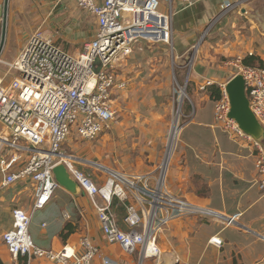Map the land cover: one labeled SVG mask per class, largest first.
<instances>
[{
	"label": "crops",
	"instance_id": "0c3cea01",
	"mask_svg": "<svg viewBox=\"0 0 264 264\" xmlns=\"http://www.w3.org/2000/svg\"><path fill=\"white\" fill-rule=\"evenodd\" d=\"M194 1L191 6H184L181 1L177 4L173 14V43L177 55L170 56L182 59L198 49L195 67L190 73L191 84L195 85L192 91L195 107L185 110L184 116L188 119L182 126L175 154L179 131L172 155L166 164V154L161 170L166 178L172 159L166 184L169 192L209 212L177 216L162 230L157 229L156 255L158 259L163 258L164 264H264V192L255 182L259 148L254 142L241 139L218 125L210 88H199L206 79H211L213 86L219 88L227 84L236 74L233 75L231 64L234 58L244 60L254 55L264 60V0H229L238 3L221 17L222 5L228 0ZM38 28L45 30L65 51L79 54L95 37L98 24L94 16L71 0H10L0 57L12 62ZM146 47L157 55L141 56L137 50L128 57L127 66L124 60L117 62V82H128L127 88L116 90L119 101L120 93L125 94L128 89L127 95L123 94L126 118L134 117L135 104L139 102L142 116L148 113V102L155 104L152 120L158 116L156 110H160V104L175 105L169 89L172 66L167 49L163 44ZM158 76L161 81L166 80L162 83L163 89L151 87L156 84L152 78ZM129 78L135 80L134 87ZM128 122H116L96 141L83 140L72 131L62 144L61 152L73 159L99 186L114 171L125 174L126 179H137L138 185L143 187L145 182L140 176L152 172L146 147L141 151L137 150V145L149 144L151 137L158 135L157 124ZM2 130L0 123V134ZM261 143L264 147V138ZM1 154L0 151V157ZM125 163L128 169L122 172L126 170ZM3 179L0 170V184ZM135 192H130L127 199L117 196L113 199V210L125 230L129 228L124 221L129 204L148 209V198ZM34 199V186L29 178L0 190V257L6 264H58L43 257H33L30 261L25 256L14 259L4 243L3 234L13 226L12 210L21 207L31 212ZM30 231L37 246L54 251L71 245L80 253L82 240L88 237L99 248L93 264H102L104 257L110 258L112 264H139L141 258L139 252L138 261L137 253L127 254L119 244L107 241L97 211L83 189L73 194L64 187L58 188L51 201L33 213ZM215 238L222 239L220 246L214 243ZM148 255L145 259L153 264L156 259L150 261Z\"/></svg>",
	"mask_w": 264,
	"mask_h": 264
},
{
	"label": "built area",
	"instance_id": "2783aa9c",
	"mask_svg": "<svg viewBox=\"0 0 264 264\" xmlns=\"http://www.w3.org/2000/svg\"><path fill=\"white\" fill-rule=\"evenodd\" d=\"M71 1L94 16L98 24L95 37L84 45L81 53L65 51L45 30L38 28L27 38L12 62L0 57V63L8 66V71L0 73V123L9 132L8 135L0 134V170L4 175L0 190L29 178L35 196L31 212L21 207L13 209V226L3 234V240L14 259L26 256L29 261L33 257H43L58 264L94 263L99 248L88 237L82 240L83 251L80 253L71 245H65L59 251L44 249L32 239L33 213L44 208L60 188L53 170L59 163H64L81 189L90 196L107 241L119 244L127 254L139 252L140 260L143 258L144 261L157 229L177 216L208 213L209 210L169 192L162 171L159 178H154V188L150 187L151 179L147 175L140 176L145 182L140 187L137 179H126L117 172L99 186L76 166L73 159L64 155L61 148L72 131L83 140H95L112 128L118 117L114 103L116 90L128 85L125 80L117 82V62L132 54L139 43L173 44L174 0H166L170 3L169 13L161 10L162 0ZM180 1L184 6L195 2ZM237 3L226 1L220 17L234 9ZM98 59L102 67L96 70ZM232 63L237 74L243 75L251 109L264 127V67L245 64L241 57ZM12 70L15 74H11ZM213 85L211 79H206L202 88ZM220 90V98L215 100L214 107L216 123L227 132L254 142L259 148L255 182L264 192L263 144L230 118L231 101L226 84L221 85ZM134 191L148 198L151 211L156 215L150 223L147 219L150 209L129 204L124 218L129 228L125 230L119 224L112 203L115 196L127 199ZM158 191L163 192L161 197H157ZM214 243L220 246L222 239L215 238ZM112 263L108 257L102 259V264Z\"/></svg>",
	"mask_w": 264,
	"mask_h": 264
},
{
	"label": "rangeland",
	"instance_id": "374dc122",
	"mask_svg": "<svg viewBox=\"0 0 264 264\" xmlns=\"http://www.w3.org/2000/svg\"><path fill=\"white\" fill-rule=\"evenodd\" d=\"M6 0H0L1 3V8L3 7V5L5 4ZM180 2V0H174L173 2V11L176 10L177 4ZM181 3V2H180ZM10 4V0L8 1V7ZM161 10L165 11V12H170V3L169 1L166 0H162L161 1ZM210 26L212 25L211 23L209 24ZM210 30V29H209ZM208 30V31H209ZM207 31V32H208ZM139 43L138 45H136L137 47L135 48L136 52L137 50L139 51V54L141 56L145 55V56H151L154 57L157 55V53H154L155 51L153 49H148L146 46L149 45V43ZM159 44H163V46H165V48L167 49V53H168V61L170 62L171 66H172V72H171V67L169 66L170 72L171 74L169 75V79L172 81V83L169 86L170 92L172 94V96L175 98V102H174V106H168V104L165 102L166 106H162V104H160L158 106L159 109L156 110V114H158L157 117H154L153 120L151 118V112L152 109H154L153 105H155L153 102H148V108L146 110V112L149 113H144V116H142L141 113V108H140V104L141 102H139V104H135V109L134 110V117L131 119L129 116L126 118V105L124 103V95H127V90L124 92L120 93V96L123 95L121 98L119 96V101L116 100L118 98V96H115L114 99V103L116 104V107L118 109V117H117V121H119V124H122V122H127L129 120L128 123H134L136 125H147V126H152L150 123H154L156 122L157 127L156 130H158V135L156 134L154 136V138L151 137V140L148 143L145 144H141V145H137L138 149L137 150H141L142 151V147H146L145 152L147 153L148 156V163L150 166V170H151V174H147V176L151 179L150 180V187L154 188V178L157 177L159 178L161 175V168H162V162L164 161V158L167 154V148H168V143L169 141H171L172 139V148L170 150V154L169 157L167 158L166 156V164L167 161H169L168 159L171 157L173 149H174V145L177 139V131H179V138L174 150V154L180 139V134H181V129L182 126L184 125V123L187 121L188 117L184 116L185 110H191L192 108L195 107V100L193 99V90L195 89V85L191 84V80H190V73L191 71H193L195 64H196V55L198 54V49H194L192 50L189 54H186L185 58L182 59H178L175 57H171L170 54H176V50H175V46L174 43L171 44H167V43H159ZM165 44V45H164ZM156 45V44H155ZM134 52L132 54H134ZM132 54H130L129 56H127V58L124 59L123 63L124 66H127L130 62H129V58L130 56H132ZM177 55V54H176ZM238 58V57H237ZM237 58H234L233 60H231V62H234ZM1 59H3V57H1ZM5 60V59H3ZM180 60H182V62H180ZM233 68V75L234 73H238V70L236 68V66L231 63ZM96 66L95 69L97 70L99 67H102V63L101 61L98 59L96 61ZM6 71H8V66L4 65L3 63H0V73L3 74ZM11 74H15V71H11ZM129 75V73H127ZM126 74V75H127ZM130 76V75H129ZM128 76V77H129ZM152 76V75H151ZM131 77V76H130ZM233 77V76H232ZM130 80V83H132V87H134L135 83H134V79ZM152 80L156 83L154 85H151V87H155L159 89H163L162 83L166 82V80L164 79L163 81H161V78L158 76L157 78H152ZM150 81V80H149ZM204 82H202V84L199 86V88L201 90H206L203 89L202 86L204 85ZM135 90H137L135 88ZM183 91V92H182ZM154 101V100H153ZM165 101V100H164ZM180 102H182L180 104ZM158 104V103H157ZM180 105V107H179ZM180 108V109H179ZM169 110V113H166L165 111ZM165 116V117H163ZM151 120V121H150ZM167 121V122H165ZM115 122V123H116ZM114 123V124H115ZM3 133H5L4 135H8L9 132L5 129L2 130ZM102 134H100L101 136ZM100 136L92 141H96L100 138ZM171 137V139H170ZM139 154L140 152L137 151ZM8 153H6L7 155ZM174 156V155H173ZM172 156V158H173ZM172 159L170 161L169 164V168H168V172L166 175V184H167V178H168V173H169V169H170V165H171ZM127 163H125L124 167L126 170L122 171L125 172L127 171L128 167L126 166ZM114 173V171L111 173V175H109V178L112 176V174ZM125 175V174H124ZM123 174L120 176H124ZM163 175V174H162ZM154 176V177H153ZM94 180V179H93ZM95 181V180H94ZM95 183L97 184L98 182L95 181ZM124 187L126 188V182L124 181ZM138 194V192H135ZM173 194V193H172ZM151 200V199H149ZM147 208L152 209V205L151 203H148ZM160 230H162V228H160ZM159 230V232H161ZM158 235L154 234V242L157 240ZM157 250H156V246L154 245L153 248L150 250L149 252V259L150 261L153 259L155 261L153 264H164V260L163 258L158 259V255H156ZM137 260L139 261V255L137 253ZM142 260V259H141ZM141 260L139 262H141ZM139 264H149V262L145 259L144 261L142 260V263Z\"/></svg>",
	"mask_w": 264,
	"mask_h": 264
},
{
	"label": "water",
	"instance_id": "95a60500",
	"mask_svg": "<svg viewBox=\"0 0 264 264\" xmlns=\"http://www.w3.org/2000/svg\"><path fill=\"white\" fill-rule=\"evenodd\" d=\"M8 1L9 0H6L5 6L0 13L2 19L0 20V56L4 48L6 38ZM202 40L203 38L201 39V41ZM226 90L231 101V111L229 114L230 118L235 119L239 126L246 133L250 134L253 138L261 141V139L264 138V127L259 122L256 115L251 109L243 75H234L227 82ZM181 103L182 102H180V104ZM53 172L60 187H64L73 194H77L81 190L80 184L71 176L68 168L64 163H59L57 166H55Z\"/></svg>",
	"mask_w": 264,
	"mask_h": 264
},
{
	"label": "trees",
	"instance_id": "16d2710c",
	"mask_svg": "<svg viewBox=\"0 0 264 264\" xmlns=\"http://www.w3.org/2000/svg\"><path fill=\"white\" fill-rule=\"evenodd\" d=\"M150 46L151 45H155V44H149ZM244 63L245 64H248V65H256L258 64V66H261V67H264V60L261 59L260 57H257V56H247L244 58ZM210 88V89H209ZM209 91L211 92V96L214 98V100H217L220 98V95H221V90L218 86H209ZM112 207H113V203H112ZM13 212V210H12ZM26 257V256H25ZM0 264H6L2 258L0 257Z\"/></svg>",
	"mask_w": 264,
	"mask_h": 264
},
{
	"label": "bare ground",
	"instance_id": "6f19581e",
	"mask_svg": "<svg viewBox=\"0 0 264 264\" xmlns=\"http://www.w3.org/2000/svg\"><path fill=\"white\" fill-rule=\"evenodd\" d=\"M171 148H172V139L169 142L168 151H167V158L169 157ZM162 194H163V192H160V191L156 192L157 197H161ZM156 202H157V199H156ZM156 202H155V204H156ZM155 215H156L155 211H151L150 214L147 216V219L150 221V223L153 222V220L155 218ZM154 245H155L154 238H152V240H151V242L149 244V247H148V251L146 253V256L149 254L150 250L153 248ZM141 263H142V260H141Z\"/></svg>",
	"mask_w": 264,
	"mask_h": 264
}]
</instances>
